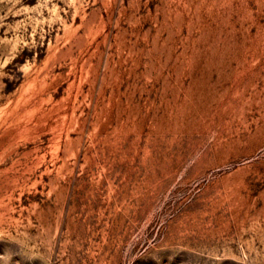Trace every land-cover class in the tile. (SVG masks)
I'll use <instances>...</instances> for the list:
<instances>
[{
    "label": "rangeland",
    "instance_id": "obj_1",
    "mask_svg": "<svg viewBox=\"0 0 264 264\" xmlns=\"http://www.w3.org/2000/svg\"><path fill=\"white\" fill-rule=\"evenodd\" d=\"M0 264H264V0H0Z\"/></svg>",
    "mask_w": 264,
    "mask_h": 264
},
{
    "label": "bare ground",
    "instance_id": "obj_2",
    "mask_svg": "<svg viewBox=\"0 0 264 264\" xmlns=\"http://www.w3.org/2000/svg\"><path fill=\"white\" fill-rule=\"evenodd\" d=\"M201 77V76H200ZM191 84V83H190ZM201 84V83H200ZM195 89V88H194ZM260 127V126H259ZM245 136V135H244ZM245 139V138H244ZM243 140V139H242ZM244 141V140H243ZM224 149V148H223Z\"/></svg>",
    "mask_w": 264,
    "mask_h": 264
}]
</instances>
